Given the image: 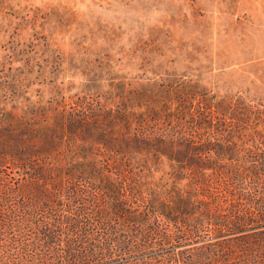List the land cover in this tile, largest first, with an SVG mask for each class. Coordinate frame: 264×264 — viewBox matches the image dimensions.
<instances>
[{
  "label": "trees",
  "instance_id": "1",
  "mask_svg": "<svg viewBox=\"0 0 264 264\" xmlns=\"http://www.w3.org/2000/svg\"><path fill=\"white\" fill-rule=\"evenodd\" d=\"M57 66L0 69V264H264V111Z\"/></svg>",
  "mask_w": 264,
  "mask_h": 264
},
{
  "label": "rangeland",
  "instance_id": "2",
  "mask_svg": "<svg viewBox=\"0 0 264 264\" xmlns=\"http://www.w3.org/2000/svg\"><path fill=\"white\" fill-rule=\"evenodd\" d=\"M54 64L64 75L53 84L71 82V94L107 65L173 81L201 112L207 103L264 111V0H0V69H24L48 98Z\"/></svg>",
  "mask_w": 264,
  "mask_h": 264
}]
</instances>
